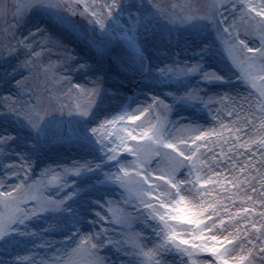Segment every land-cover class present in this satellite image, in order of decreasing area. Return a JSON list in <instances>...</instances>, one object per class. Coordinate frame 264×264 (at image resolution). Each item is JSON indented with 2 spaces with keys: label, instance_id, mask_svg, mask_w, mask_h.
<instances>
[{
  "label": "snow or ice",
  "instance_id": "snow-or-ice-1",
  "mask_svg": "<svg viewBox=\"0 0 264 264\" xmlns=\"http://www.w3.org/2000/svg\"><path fill=\"white\" fill-rule=\"evenodd\" d=\"M14 8L0 15V57L17 59L5 75L21 76L0 97V264H114L109 250L264 264V0ZM60 150L77 158L42 163Z\"/></svg>",
  "mask_w": 264,
  "mask_h": 264
},
{
  "label": "rangeland",
  "instance_id": "rangeland-1",
  "mask_svg": "<svg viewBox=\"0 0 264 264\" xmlns=\"http://www.w3.org/2000/svg\"><path fill=\"white\" fill-rule=\"evenodd\" d=\"M16 3H17V0L12 1L10 4H9V0H0V15H2L3 6L6 4L9 9L8 19L11 20L12 12L15 11L14 5ZM3 27H4V22L0 20V28H3ZM30 27H31V21L29 23L24 24L22 27H20L16 31L17 39H19L22 34L26 35ZM50 31H52L60 40L63 41V43L73 53L75 57L82 58L81 62H83V60H89L93 58V52L88 47L87 43L84 40L80 39L75 33L66 31L61 26H58V25H52V27L50 28ZM2 42H3V39L0 38V43ZM23 58H24L23 54H21L19 59L22 60ZM52 59L55 60L56 57L53 55ZM16 64H17L16 58H11L7 62H5L4 59L0 57V97L16 94L15 79H20L21 78L20 74H15V79H13L11 76H6L4 72L5 69H8L10 71L11 66L16 65ZM22 71L23 70L21 69V72ZM24 74L26 75L27 73H24ZM41 80H42V77L37 79L34 82L38 90L43 86L40 83ZM73 82L83 83L84 82L83 74H75ZM73 158H77L75 152H71L70 154H64L62 152H59V154L52 153L50 155V158L45 160L43 164L51 165L55 167L56 163L70 164ZM36 171L38 172L39 169H37ZM0 175H2V172H0ZM106 254L109 257L110 261L114 262V264H121V261L123 259L121 255L114 254L113 250H109ZM177 264H179V261H177Z\"/></svg>",
  "mask_w": 264,
  "mask_h": 264
}]
</instances>
